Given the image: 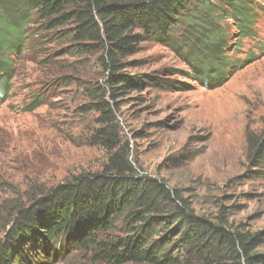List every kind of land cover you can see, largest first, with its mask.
Listing matches in <instances>:
<instances>
[{"label":"trees","instance_id":"1","mask_svg":"<svg viewBox=\"0 0 264 264\" xmlns=\"http://www.w3.org/2000/svg\"><path fill=\"white\" fill-rule=\"evenodd\" d=\"M263 11L258 0H0L2 100L9 98L17 73L4 51H20L34 17L51 29L72 23L77 41L104 47L106 85L86 87L93 102L82 114H100L89 143L109 155L100 172L52 187L36 185L27 204L15 199L0 205V264H30L33 254L39 261L71 244L99 264H264L261 233L226 228L222 216L216 222L197 215L180 190L139 175L113 102L106 100L108 90L107 99L114 101L119 91L158 87L155 76L143 80L124 73L132 64L126 59L145 42L182 54L192 71L187 77L204 89L224 87L247 63L248 57L242 61L231 53L245 40L257 39ZM77 47L85 52L95 45ZM179 85L180 91L187 88ZM43 97L34 98L25 111L45 106ZM250 160L264 168V135L251 144Z\"/></svg>","mask_w":264,"mask_h":264},{"label":"rangeland","instance_id":"2","mask_svg":"<svg viewBox=\"0 0 264 264\" xmlns=\"http://www.w3.org/2000/svg\"><path fill=\"white\" fill-rule=\"evenodd\" d=\"M258 2L264 8V0ZM260 18L257 39L231 53L248 61L224 87L204 89L187 77L192 71L182 54L145 42L126 59L132 64L124 73L143 80L155 76L158 87L119 91L114 101L107 99L108 90L106 100L113 102L139 175L164 180L197 215L216 222L222 216L224 227L261 233L264 243V168L250 160L251 144L264 135V11ZM74 29L72 23L51 29L34 17L20 51H4L17 73L9 98L0 99V205L15 199L27 204L36 185L52 187L100 172L108 162V153L89 143L100 114H82L93 102L86 87L106 85L105 49L77 41ZM78 44L95 47L81 52ZM179 84L187 88L176 89ZM39 96L46 105L26 112ZM259 250L264 253V244ZM33 255L30 264H99L73 244L39 261Z\"/></svg>","mask_w":264,"mask_h":264}]
</instances>
